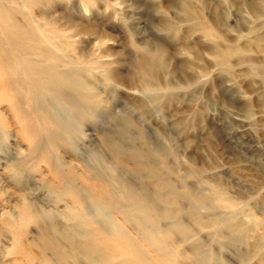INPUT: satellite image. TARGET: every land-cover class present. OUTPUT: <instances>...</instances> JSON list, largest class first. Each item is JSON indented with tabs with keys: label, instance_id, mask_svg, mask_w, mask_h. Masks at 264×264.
I'll list each match as a JSON object with an SVG mask.
<instances>
[{
	"label": "rangeland",
	"instance_id": "obj_1",
	"mask_svg": "<svg viewBox=\"0 0 264 264\" xmlns=\"http://www.w3.org/2000/svg\"><path fill=\"white\" fill-rule=\"evenodd\" d=\"M0 10V264H264V0Z\"/></svg>",
	"mask_w": 264,
	"mask_h": 264
},
{
	"label": "bare ground",
	"instance_id": "obj_2",
	"mask_svg": "<svg viewBox=\"0 0 264 264\" xmlns=\"http://www.w3.org/2000/svg\"><path fill=\"white\" fill-rule=\"evenodd\" d=\"M245 6H247V8H248V10H250L251 11V13H253V10H252V8H251V6H250V4L249 3H247ZM1 11V10H0ZM4 15H5V12H0V23H4L5 21H4ZM4 41V40H3ZM6 45V44H5ZM6 51L8 52H10L11 53V51H10V48L7 46V49L6 50H3V49H0V77L2 76V74L5 76L6 74L7 75H10V77L12 78L13 76H15V74H17V72L18 71H20V70H18V68H19V65H20V63H19V58L20 57H15V56H12V55H10V53L8 52V53H6ZM39 55H40V53H39ZM161 59H160V54L159 53H156V56L154 57V59L151 57L148 61H147V67H149L150 69H152L154 72H157L158 70H159V65H160V63H159V61H160ZM23 62H26L25 60H23ZM40 65V64H39ZM25 66V65H24ZM23 68V67H22ZM25 68V67H24ZM18 70V71H17ZM24 70V69H23ZM22 70V71H23ZM31 70V69H30ZM34 69H32L31 70V72L33 71ZM28 71V70H27ZM35 71V70H34ZM33 71V72H34ZM12 72H16L15 74H13ZM45 74V73H44ZM55 74V73H54ZM58 74H62V73H58ZM50 75V74H49ZM15 77H17V76H15ZM67 77V76H66ZM5 78V77H4ZM6 78H7V76H6ZM14 78V77H13ZM18 78V77H17ZM32 78V77H31ZM61 78V77H60ZM27 79V78H26ZM6 80H8V78L6 79ZM9 80H12V79H9ZM13 81H16V80H13ZM18 81H19V79H18ZM6 82V81H5ZM53 82V81H52ZM4 84V83H3ZM45 84V83H44ZM56 84V83H55ZM61 84V83H60ZM11 86V85H10ZM13 87V86H12ZM40 87H41V85H40ZM43 88H46V89H49L48 87L49 86H42ZM77 87V86H76ZM54 88H56V86H54ZM33 89V88H32ZM64 89V88H63ZM67 89V88H66ZM34 90V89H33ZM42 91V90H41ZM43 91H45V90H43ZM54 91V90H53ZM52 91V92H53ZM72 91V90H71ZM55 92V91H54ZM65 92H67V91H65ZM51 93V92H50ZM64 93V92H63ZM40 94H41V92H40ZM51 94H53V93H51ZM58 94V93H57ZM56 94V95H57ZM68 94V93H67ZM85 95V94H84ZM50 96H52V95H50ZM53 96H55V94H53ZM65 96V95H64ZM71 96H73L74 97V95H70V97ZM87 97V96H86ZM61 99V98H60ZM83 99V98H82ZM53 100H55V98H53ZM85 100H87V98L85 99ZM12 101V100H11ZM55 101H58L57 99L55 100ZM71 102H74V101H72L71 100ZM75 102H76V100H75ZM78 104V103H77ZM39 105V104H38ZM76 108V107H75ZM74 108V109H75ZM76 111H78V109H76ZM74 114V113H73ZM70 115V114H69ZM70 117V116H69ZM108 145H107V147H108V151H110L111 153H113L114 155L115 154H117L118 153V151H120V148H119V146L118 145H115L112 141H109L108 143H107ZM136 153V152H135ZM125 155V154H124ZM147 157V156H146ZM123 158V157H122ZM128 159V158H127ZM140 160V159H139ZM97 164L99 163L97 160L95 161ZM102 162V161H101ZM95 163V164H96ZM101 165V164H100ZM125 191H128L127 189H125ZM89 206L90 207H92V208H94V212H92L93 210L91 209H89L90 210V212L91 213H94L95 214V212H97L98 214L101 212V207H100V205H98V204H95V203H93V201L90 203L89 202ZM87 205H88V202H87ZM86 206V205H85ZM84 206V207H85ZM88 208V207H87ZM83 210V209H82ZM85 210V209H84ZM84 212H86V213H84ZM83 213L86 215V216H88V215H91V213L90 212H88V210H85ZM97 214V215H98ZM92 217V216H91ZM122 256H123V258L125 257V255H124V253H122ZM127 259V258H126Z\"/></svg>",
	"mask_w": 264,
	"mask_h": 264
}]
</instances>
